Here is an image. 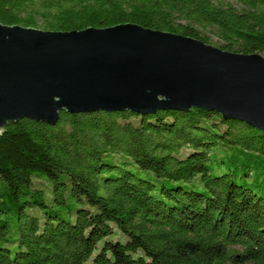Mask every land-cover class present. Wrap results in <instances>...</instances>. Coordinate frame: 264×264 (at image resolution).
Listing matches in <instances>:
<instances>
[{
	"label": "trees",
	"instance_id": "trees-1",
	"mask_svg": "<svg viewBox=\"0 0 264 264\" xmlns=\"http://www.w3.org/2000/svg\"><path fill=\"white\" fill-rule=\"evenodd\" d=\"M234 1L0 0V23L130 22L264 55V0ZM216 146L248 156L236 164L244 173H210ZM115 154L162 180L106 158ZM257 157L261 130L198 107L10 122L0 134V264H264V197L235 180L264 174L248 162Z\"/></svg>",
	"mask_w": 264,
	"mask_h": 264
},
{
	"label": "water",
	"instance_id": "water-1",
	"mask_svg": "<svg viewBox=\"0 0 264 264\" xmlns=\"http://www.w3.org/2000/svg\"><path fill=\"white\" fill-rule=\"evenodd\" d=\"M192 107L264 133V55L130 22L67 31L0 23V134L21 119L54 124L62 110Z\"/></svg>",
	"mask_w": 264,
	"mask_h": 264
},
{
	"label": "rangeland",
	"instance_id": "rangeland-1",
	"mask_svg": "<svg viewBox=\"0 0 264 264\" xmlns=\"http://www.w3.org/2000/svg\"><path fill=\"white\" fill-rule=\"evenodd\" d=\"M230 2H235L234 0H229ZM231 153H234L233 147H219L216 146L212 149V155L210 156V160L208 161L212 174H219L222 171L225 170L226 167L232 168L235 173H238L241 175L244 173L245 167L242 165L236 166V164H240L242 159H247L248 156L245 155H239L238 157H232ZM221 156H223L224 160L228 163L225 166L222 164V168H216L214 159L220 160ZM108 159H114L116 163H118L120 166L128 167L134 171H138V173L141 176L149 177L151 178L156 184L159 183L162 179L156 178L154 174L151 171H145L140 170L135 167V165L131 162V159L129 157H126L124 154H115L114 157L111 155L106 156ZM123 162H127L128 164H125ZM248 162L253 166L252 170L254 172L261 171L264 173V161L261 160L259 157L256 158V160H248ZM236 182L239 184H246V186H249L254 189V191L264 197V174L258 176L257 178L255 176H250L248 178H242V177H236ZM15 231L10 235L11 239L15 238Z\"/></svg>",
	"mask_w": 264,
	"mask_h": 264
}]
</instances>
